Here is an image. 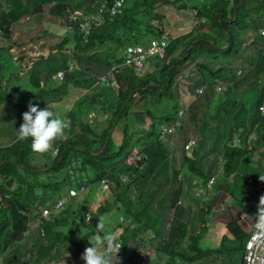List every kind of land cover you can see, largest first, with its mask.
Instances as JSON below:
<instances>
[{
  "label": "trees",
  "instance_id": "1",
  "mask_svg": "<svg viewBox=\"0 0 264 264\" xmlns=\"http://www.w3.org/2000/svg\"><path fill=\"white\" fill-rule=\"evenodd\" d=\"M104 1H0V28L3 30V35L0 34V106L5 107L11 102L18 107L9 123H0L2 137H12L8 127L21 125L13 124L12 121L16 119L22 122L23 113L28 111L30 104L40 102V108L43 109L57 99L58 95L55 93L46 92L47 85L55 81L59 70L64 69L67 72L65 81L61 84L60 91L63 94L56 104L70 99L74 93L82 95L86 89L92 88L112 65L120 64L123 60L120 49L131 42V39L140 41L143 36H138L139 34L159 36L169 29V25H166V29L154 28L152 25L153 19H159L161 25H164L165 15L160 14L158 8L169 0H129L123 14H104L100 26L93 25L94 29L87 39L79 26H74L73 31H67L62 38L54 36L48 28L53 24V20H64L63 17L72 9L85 8L86 14H89L96 12ZM188 1L192 3L191 8L197 9L194 16L199 20L200 26L194 32L196 35H191L190 32L175 37L176 34H173L166 58H158L155 65L149 63L144 73L124 68L119 77L122 84L114 113L104 132L95 137L91 135L93 125L90 113L98 109L100 98L95 92L96 95L89 96V92L83 96L76 95L71 100V103L76 102L77 108L71 113L73 121H70L68 128L65 127L63 137L53 143L54 146H60V156L56 160H52V155L48 152L34 153L30 147L31 139L18 140L17 131L14 132L16 141L13 144L12 140L9 146H0V201L3 202H0V264H38L40 260L48 258V254V259L52 258L61 264H84L81 256L88 245H91L89 237L92 234L96 235L95 242L101 241L98 246L101 252L104 251L107 238H113V250L116 251L120 264H157L130 253L133 245L142 248L144 243L148 242L161 256L170 250V244L166 243L164 238L155 239L152 236L153 221L150 224V233L144 229L139 231V226H144L138 217L143 209L134 211V207L139 206L138 203H132V207L131 204L124 205L127 208L123 207L120 190L126 189L130 183L121 184L123 181L120 177L127 175L131 181H136L141 177L153 175L168 158L170 151L164 144V139L160 138L161 127L175 124L178 118H181V95L177 83L178 78L186 72L183 67L188 62L202 59V62L197 64L200 68L198 71L194 69L191 76L185 75L191 80L190 92L195 94L196 90L205 84L213 89L210 108L207 107L203 123L198 125L200 138L197 140L196 136L192 138L186 133L184 139L185 146L191 139L198 142L193 150L195 159L187 155L185 159L195 164H191V172L198 175L199 183L207 185L212 173L218 171L219 156L224 160L222 172L226 176H231L238 169L239 151L237 148L228 149L225 139L232 138L236 132L244 136L258 131L254 148L256 145H262L261 154H264V116L259 109L263 99L257 100L255 109L245 122L248 124L242 127L239 126V123L242 124L241 118L232 115V103L227 102L232 79L236 80L234 90L239 92L241 88L235 87L243 84L242 81L256 82L261 85L259 90L264 96V0H253L255 3L249 0H200L197 4L193 0L171 2L180 8H188ZM201 19H207L209 24L202 23ZM64 21L61 27L66 29L68 25L67 21ZM168 23L175 22L172 23L168 19ZM204 26L211 33L204 31ZM24 27L29 29L23 31ZM196 39L199 41L189 49ZM2 41L6 43L3 44ZM226 44L227 46L222 47ZM249 48L253 52H250ZM217 64L221 65L216 67ZM238 70H241L240 74ZM218 80L229 83V89L223 92L228 93L227 97L222 99L225 95H221L220 98L224 101L223 105L220 100L214 105L216 96H220L216 91ZM12 82L15 86H11ZM59 88L57 86L56 89ZM41 96L46 97L40 98ZM142 101L146 110L145 118L151 120L149 128L137 130L138 135L141 134L138 141H133L130 133L125 132L123 140L119 141L115 150L112 128H117L126 121L134 105ZM9 109L14 111V108ZM63 110L56 106L52 112L61 118L66 116V110ZM223 111L228 114L225 115ZM214 114H217V117H214ZM229 116L232 118L229 119ZM257 121H261L263 126L257 127ZM141 122L144 124L145 119ZM225 129H229V135ZM135 147L141 152L142 168L125 163ZM101 149H104L103 152L96 156L94 153ZM114 152L116 153L113 154ZM246 153L253 155L254 151L248 149ZM116 156L119 160L114 165L111 163L102 167L105 161ZM206 160L210 162L207 167ZM94 168H97L95 173L92 171ZM257 174L258 172L256 176ZM106 175L117 177L116 188L103 191V187L96 184ZM111 184L114 185L115 182L112 181ZM74 188L82 191V194L78 197L72 196L70 190ZM200 188V185L195 187L194 202H199ZM115 190L118 192L115 193ZM62 198L67 199V202L61 209L55 210L56 204ZM101 199L102 204L93 210V205ZM138 199L141 201V198ZM256 199L261 200L258 196ZM106 200L110 202L107 203ZM74 202L77 203L76 208L73 206ZM190 203L188 205L183 201L177 205L184 207L186 219H183L180 225L174 226L173 237L177 246L171 250L170 257L176 263L170 261L168 264H179L178 261L180 264H192L207 252L202 249L199 237H204L210 230L208 218L213 211L208 206L203 209L199 207V203L196 204L197 207ZM80 206L82 208H78ZM143 206L151 210L160 209L154 200ZM249 206L253 207L251 204ZM119 209H123L127 215L124 216ZM112 210L117 212V215L113 218L114 221L109 222ZM253 210L249 208V212L253 213ZM45 211H49L51 215L48 220L43 217ZM88 214L91 215L90 222L87 219ZM30 216L39 217V220L43 221L41 230L44 234L37 235L33 239L34 244L23 242L24 233L30 229ZM99 222L102 227L98 230ZM154 223L156 226L155 221ZM89 225L91 229L75 240L74 235ZM227 226L235 233L236 239L242 242L247 238L232 221ZM160 229L154 232L155 235H159ZM228 238L225 234L223 242ZM181 243L182 248L179 249Z\"/></svg>",
  "mask_w": 264,
  "mask_h": 264
},
{
  "label": "rangeland",
  "instance_id": "2",
  "mask_svg": "<svg viewBox=\"0 0 264 264\" xmlns=\"http://www.w3.org/2000/svg\"><path fill=\"white\" fill-rule=\"evenodd\" d=\"M171 1H173V0H169V2L164 3L165 5H160L159 7H164L165 11L162 14L167 16L172 21V23L175 22L174 24H171V23L169 24V28L172 30V33L173 34H180V33L184 34L187 32H191V35H196L194 32H196V30H197L196 28L198 26H200V23L198 22L199 20L193 14L194 9H192L190 6H188V8H180V6L173 4ZM199 1L200 0H193V2L195 4H197ZM249 1L251 3H255V1H253V0H249ZM190 3H191V1H190ZM159 11H162V8L161 9L159 8ZM22 21L25 22V20H22ZM201 22L205 23V24H209V21L207 19H201ZM52 23L53 24L49 25V26L51 27L52 32H55L54 36L57 35L59 38H62L66 34L65 29L63 27H61V26H63L62 20L56 19V20H53ZM206 26H204L205 27L204 31L211 33L210 30L207 28L208 26L207 27ZM28 29L29 28H27V27L22 28L23 31H26ZM40 30H41V28H40ZM248 31H250V30H248ZM182 32H184V33H182ZM32 35H33V32L31 31L30 36H32ZM151 38H152V34H148L147 36H144L140 41H138L136 39H132L131 44L147 45ZM198 41H199V39H196L194 41V43L191 44V46H194V44L197 43ZM250 42H251V40L248 43H250ZM2 43L4 44L6 42L2 41ZM225 46H227V44L223 45L222 47H225ZM249 50H250V52H253V51H251L252 50L251 48H249ZM201 62H202L201 58L196 60V62H192V63L188 62L186 64V66L183 67V69H186V72L183 73L181 75V77L178 78L179 90H180V95H181L180 108L182 110H184V114L181 115V118H178L181 122V126H177L175 128V131L171 134H168L163 141L164 144L167 146V148L170 151L168 158L165 159L160 164V166L156 169V171L154 172L153 175L141 177L138 180H136L135 182L131 181V183L134 182V183H132V185L135 186L138 190L133 191V190H127V189H122V188L120 190L121 193H125V195H123V199H121V202H122V205L124 208H127L124 205L128 204L130 206V204H131V207H132V203H138L139 206L134 207V211L137 209H139V210L143 209L138 215L139 219L142 220V224L144 225V226H142V225L139 226L140 232H142L144 229V231L150 233L151 232L150 224L152 221H153L152 225H153V229H154L152 232H156L157 230H159L161 228V226L164 224V220H165L164 217L166 216V211H167L168 215L171 214V210H170L171 209V203L173 201H175L176 194L180 193V189H182L181 196H188L189 195L188 191H191L195 187L194 184H191V178L195 177V176L197 178L196 173L191 172V170H190V166L193 163V161H191V162L188 161L187 163L183 164V159H181V158H184L187 155V156L192 157V158L194 157V159H195V155L193 154L194 153L193 150L196 148V146L192 150H185L184 139H185L186 133H188L190 136H192V138L194 136H196L197 140L200 138V132L198 130V125L199 124L201 125L203 123V120H204L203 117H204V113H205L207 107L209 106V108H210V100L213 96V89L208 84H205L204 87L207 90L206 94L195 96L194 94H191L190 92H186L184 90V84L182 85V83H184L183 81H186L185 83H188L189 85L191 84L190 78H188V77L186 78L185 75L191 76V74H192L191 71H193L194 69H196V71H198L200 68L198 67L197 64L201 63ZM236 63H237V61H236ZM152 64L153 65L156 64V61L152 62ZM160 65H162V64H160ZM220 65L221 64H217L216 67H218ZM229 66H230V63H229ZM22 80L24 81L25 79L22 78ZM225 80L223 82L220 81L221 83L217 84L216 91L218 93H220V96L219 95L216 96V99L214 101V105H217L218 101L221 98V95H225V97H227L228 93H223V92L226 91L227 89H229L228 88L229 83L228 84L225 83ZM55 81L57 82V80H55ZM235 81H236L235 79H232L230 82L231 91L236 97H238V103L243 104L247 108V110L245 112H242L240 115H238L241 118V122L243 124L242 126H244L245 120L248 119L247 114L248 113L252 114V111L255 109V104H256L257 100L263 99V101H264V96L262 95L261 90H259L261 88V85L257 84L256 82L250 83V82H244V81H242L243 84H240V85L235 87V88H241L239 90V94L237 95L234 91ZM61 83L58 81V86L60 88L58 91H56V94H58L60 92V90L62 89ZM177 85H178V83H177ZM11 86H15V83L12 82ZM70 87H72V86H70ZM86 92H87V90H86ZM96 94L98 95V98H100L101 100H107L108 103H111L110 101L114 100L116 98V92L114 90H112L110 88V86H107V85L99 87L96 90ZM96 94L93 91H91L88 95L94 96ZM20 95H22V94H20ZM76 95L80 96L81 94L78 95V94L74 93L70 97V99H67L66 101H63V102L58 103V104L51 105L50 108H55L57 106V107H60L63 109H67L70 106L72 98H74ZM44 97H46V96H44ZM198 98H199V100L197 102H195ZM72 107H74V105ZM140 107L142 108V110L140 108L135 109V110L132 109L131 113L128 116H133L134 114H138L141 117L139 119L142 120V118L145 117V115H143V114H145L146 110H145L143 105ZM16 111H17V109L12 111V112H16ZM63 111H65V110H63ZM96 111H98V112L92 113L93 118H94L95 114L97 115V118L99 117L98 113L101 110L98 109ZM237 111H239V110L237 109ZM12 112H10V113H12ZM224 114L227 115L228 113L224 112ZM100 115H101V118L103 119L104 115L102 112L100 113ZM141 115H143V117ZM232 115L237 116L236 111H232ZM228 118L231 119L232 117L229 116ZM8 121L9 120H7L6 122L8 123ZM257 122H258L256 125L257 127L263 126V123L261 121H257ZM12 123L13 124H16V123L22 124L23 121L20 122L19 120L15 119L12 121ZM95 125L96 124H94V127H95ZM103 126H104V123H103ZM15 127L20 128V126H15ZM221 127H222V125H220V128ZM98 128H100V126H98ZM137 128L141 129L138 122H136V121L132 122L131 124L128 121L122 122L118 126V128H116L113 131L114 132L113 145H114L115 150H117V148H118L119 141L123 140L122 135H125V132L130 133V135L133 138V141H138V139L140 138V135H138ZM13 131H16V129L11 127V130L9 132L11 133ZM102 131H103V129H100V132H102ZM98 133H99V129H98ZM197 133H198V136H197ZM253 136L257 137L258 131L253 132ZM1 137L2 136L0 135V146H8L11 143V137L7 136V137H5V140H1ZM252 140H253V138L248 141L250 148L253 147ZM226 141H227L228 149L234 150L235 147L233 144L229 143V139H226ZM53 148H54V146H53ZM138 151L139 150L137 149L134 152H138ZM254 156H255L254 160L257 164L256 163H253V164L245 163V166L238 169V175L234 177L235 181L237 182V190L235 193V190L231 189L230 193L232 195H234V193H235V196L234 197L232 196V197L234 200L237 201L236 206L238 208H239L238 203H240L241 206L244 207V205L248 202L249 198L246 197L247 193L254 192L257 188V186L246 184L245 179L243 178V175L250 174L252 172V169L254 167H258L259 165H261L262 169L264 170V156L259 151H257L254 154ZM248 157H249L248 155L245 156L246 159H248ZM211 158L212 157H210V159ZM56 159L57 158L55 156H52V160H56ZM180 159H181L182 165L180 163ZM117 160H118V158H113L112 160H107L104 162V165L102 167H106L108 164L114 163ZM96 170H97V168L92 169L93 172H96ZM176 170H178V171H176ZM215 175L217 177V182L214 185L213 189H211L212 193H216L219 190V184L224 182L226 180V178H231L233 176V174H232L230 177H228L221 170L216 171ZM96 184L99 187H101V185L99 183H96ZM200 185H202V184H200ZM146 186H148V188H146ZM259 188L261 189V192H264V190H262V188H264L263 182H261L259 184ZM130 189H131V187H130ZM166 189H168L169 192L165 196V198L163 199L162 195ZM138 191H140V192H138ZM71 192H72V195H77V191L71 190ZM114 192L116 193L118 191L115 190ZM231 194H227L225 191L222 192L221 198H220V196H218L217 200H219V198H220V200L216 203V207L217 208H220V207L225 208L226 207L228 209H233V211L231 210V211H229V213L233 216L234 219H236L235 216L237 215L238 210L234 206H227L225 203L226 198L231 197ZM110 198H112V196H110ZM138 198H141L142 204ZM112 200H113V198H112ZM153 200L157 204H159L160 209L156 208V209L151 210L150 208L143 206V204H146L149 201L153 202ZM108 201L110 202V200H106L107 203H108ZM0 202L3 203L2 201H0ZM101 204H102V199L97 201L96 204L93 205V207H92L93 210H96ZM175 204L178 205L177 202ZM73 206L76 208L77 203L74 202ZM259 206L260 205L256 204V206H255L256 212H258ZM78 208H82V207L80 206ZM226 208L224 209V211L226 210ZM120 211L124 214V216L127 215L123 211V209ZM46 212L47 211L44 212L45 215L47 214ZM112 215H113V217L110 218L109 222L114 221L113 218L117 215V212L112 211ZM30 218H31V221H30L31 224H29L30 229H32L33 231L34 230H40V226H41L42 221L39 220V217L30 216ZM229 220H231V217L229 218ZM90 221L91 220H89V222ZM154 221L156 222V226L154 225L155 224ZM96 222L97 221H94V223H96ZM236 223H237V221H236ZM110 224L111 223H108V225H110ZM219 225H220V227H219ZM219 225L210 226V232L208 231L204 237H199V239H200L199 241H200V244L202 246V249L207 250V252H204L205 253L204 257L200 258L199 260H197L195 262H192V264H221L219 258H220V252L222 250H223V253L225 254V256L227 257V264H242L241 260L243 257V251L241 250V247H240L241 241L239 239H236L235 233H231V232L228 233V237L230 239H233V240H227L226 245L218 246V248H214V249L210 248V246L213 242H215L217 245H219L220 239L224 235L222 232V229L224 227H226L227 223L223 221V222H220ZM251 226L252 225H249V223H246V226H245L246 228L244 229V232L247 233V231H249L251 229ZM113 228L114 227H112V229ZM89 229H91L90 225L84 226L83 230L80 233L74 235V239L75 240L78 239L81 235L85 234L86 230H89ZM227 231H228V229H227ZM251 232H253V231L251 230ZM162 233L164 235V238L168 237L170 230L167 227H165ZM90 238L93 242H95L97 239L95 234H92L90 236ZM202 240H203V242H201ZM89 242H90V240H89ZM100 244H101V241L98 242V246ZM233 245H235L236 247L235 248L232 247ZM88 247H91V245L89 244ZM181 248H182V243H181L179 249H181ZM186 249H189V248H186ZM189 251L191 253V249ZM115 253L116 252H114V250H113V252H112V264H120ZM130 253H135L139 257L145 258L148 262H155L157 264H166V262L169 259L168 255L159 256V254L155 251L154 247L148 242L144 243L142 248L135 247L133 245L131 250H130ZM54 263L55 262L52 259L47 264H54Z\"/></svg>",
  "mask_w": 264,
  "mask_h": 264
},
{
  "label": "clouds",
  "instance_id": "3",
  "mask_svg": "<svg viewBox=\"0 0 264 264\" xmlns=\"http://www.w3.org/2000/svg\"><path fill=\"white\" fill-rule=\"evenodd\" d=\"M3 1V0H0ZM129 0H112V2H109L108 0H105L104 2H102L98 8V10L96 12H90L89 14H86V9L85 8H75L70 10L68 13H66V15L63 17L62 20L64 22L67 23L68 27L65 29L66 33L67 31H73V29L75 28L74 26H79L80 30L84 33V37L87 39V37L90 35V33L92 32V30L94 29V26H100V24L102 23V18L104 17V14H110L111 16H117L120 14L124 13V8L127 5ZM188 6H190V1H188ZM160 9L162 8V11H160V14L163 13L165 11V9L163 7H159ZM158 8V10H159ZM194 9V13L197 14V9L196 8H192ZM193 13V14H194ZM163 15V14H162ZM168 17L165 16L164 19V25H161V22L159 19H153L152 20V25L154 28H159V27H163L164 29H166V25H169L170 23H168ZM73 23H76L75 25ZM52 25V24H51ZM94 25V26H93ZM51 29V27H48ZM52 30V29H51ZM154 31V30H153ZM52 32V31H51ZM155 32V31H154ZM185 32V31H184ZM182 32V33H184ZM264 32V31H263ZM55 33V32H53ZM53 33H51L53 35ZM190 32L184 33V34H176L175 37H179V36H183L186 35ZM0 34L3 35V30L0 28ZM66 35V34H65ZM148 33H144V34H139L138 36H147ZM173 37V33L172 30L169 28L167 32L156 36L152 34V38L149 40L147 45H142V44H131L132 43V39L131 42H129L127 45H124L121 49H120V53L123 57L122 62L119 64H114L110 67L109 71L104 74L101 75L98 79V81L96 82L95 85H93L92 88L90 89H86L85 92L80 95H87V93L93 91L96 93V90L104 85L110 86V88L112 90H114L116 92V98L114 100H111V103H108L107 100H101L100 99V106H98V109H100L101 111L99 113H103V115H107L106 118L102 119L101 116L98 117V126H100V128H98L97 125H95V119L97 118V115H94V118L92 116V113H90V118H91V123L93 125V133L91 134L93 137H95V135H100L102 132L105 131V129H107V127L110 125V120L111 117L114 113V108L116 106V100L118 97V93H119V89L121 87V82L119 81V77L122 74L124 68H128V69H132L135 70L136 73H144L147 70L148 64L152 63V61H157L158 58L164 59L167 56V49L170 46L171 40L170 37ZM64 37V36H63ZM159 43L160 45H162L163 42H166V46L164 48V52L163 54L161 53H149V51L152 49L153 43ZM191 46V45H190ZM143 48L145 50L146 54V58L143 60V65L142 67H138L136 65L130 66L127 61L130 58V54H129V48ZM193 46H191L189 49H191ZM155 65V64H154ZM66 70L62 69L59 70L56 74L55 80L53 81L51 84H48V90L46 92V94H49L51 92L56 94V91H58L56 88L58 86V81L61 83H63L65 81V76H66ZM241 73V70H238V74ZM221 80H218L217 84H220ZM184 83H182V85L184 84V90L186 92H190L189 89V84L185 83L186 81H183ZM223 82V81H222ZM61 83V84H62ZM179 84V82H178ZM216 84V87H217ZM235 93L238 95L239 92L234 90ZM137 92V90H136ZM207 92L206 88L204 86L199 87L196 92H195V96L196 95H205ZM191 93V92H190ZM63 92L60 91L58 94L57 99L54 102H51L49 104V106L41 109L40 108V102H35L32 105H29L28 111L23 113V123L20 125L19 127H15L14 126H6L8 127L9 130H11L12 128H15L17 131V139L18 140H26V139H31V149L34 153L36 154H44L46 152L50 153L49 155L55 156L56 158H58L60 156V146H54L53 143L58 139L63 137L64 133H65V127L68 126V124L70 123V121L72 120L71 117V113L77 108L76 107V102H72L70 103V106L66 110V116L65 117H57L54 115V113L52 112V110L54 108H50L51 105H54L57 103V101L61 98ZM192 94V93H191ZM44 96H41L40 98H43ZM132 96L129 97V99H131ZM226 97L224 96L222 99H225ZM128 99V100H129ZM142 99V98H141ZM199 100V98L195 101L197 102ZM230 100V101H228ZM228 100L227 102L232 103V106L230 107V109H235L233 111H236L237 116L240 115L242 112H245L247 110V108L243 105V104H239L238 103V97H236L231 89L229 91V95H228ZM215 101V100H214ZM223 100L220 99V103H222L223 105ZM235 103V104H234ZM74 105V107H72ZM144 106L143 101L142 102H138L136 105H134V107L132 109H138L140 108L142 110V108L140 106ZM239 105V106H238ZM14 108V110H16L18 107H16L15 105H13L11 102L7 105V106H0V123H5L7 124V120H11V117L13 115L12 110H10L9 108ZM97 109V110H98ZM131 109V111H132ZM237 109L239 111H237ZM260 111L261 114L264 116V101H262V105L260 106ZM12 112V113H10ZM17 112V111H16ZM98 111H94V113H96ZM131 113V112H130ZM8 114V115H7ZM184 114V110H182L181 115ZM7 115V117H6ZM129 115V114H128ZM145 115V114H143ZM143 115H141L143 117ZM248 117L251 116V113L247 114ZM17 116V115H16ZM214 117H217V114H214ZM139 118H141L138 114H134L133 116H127V120L128 122H130V124L134 121L138 122L139 126L141 127V129L145 130L148 129L150 124H151V120L148 117H143L142 120H140ZM143 119H145V123L141 124L143 121ZM8 121V123H9ZM104 123V126H103ZM177 126H181V122L180 120H178L175 124H170V125H163L161 127V135L160 138L163 140L166 138V136L168 134H171L175 131V128ZM200 126V124H199ZM69 127V126H68ZM67 127V128H68ZM131 127V126H130ZM118 128V127H117ZM98 129H99V133H98ZM100 129H103L102 132H100ZM115 126L112 128V138L114 137V130H115ZM131 129V128H130ZM165 129H170L171 131L169 132H165L164 134V130ZM138 130V128H137ZM13 131L12 133L16 132ZM141 135V134H140ZM123 136V135H122ZM252 139L251 138V134L249 133L248 135H240L237 132L235 133V135L232 138H229V143L233 144L235 148H237V150L239 151V167L238 169L242 168L243 166H245V163L247 164H253L256 163L254 160V154L256 153V150L253 147L250 148L248 141ZM253 144H254V139L252 140ZM14 142H12L13 144ZM11 144V143H10ZM9 144V145H10ZM198 144L197 140L195 139H191L187 145L185 146L186 150H192L196 145ZM8 145V146H9ZM54 146V148H53ZM52 147V148H51ZM239 148V149H238ZM254 148V149H253ZM138 148L135 147L133 148L132 152L130 155H128V157L125 160V163L131 166H140V168H142L143 166L140 164V161L142 160V155L140 150L138 152H134L135 150H137ZM252 150L254 151V154H245V152L247 150ZM104 149H101L98 152H95L94 154L96 156L100 155L103 152ZM102 151V152H101ZM101 152V153H99ZM99 153V154H97ZM116 152H114L113 154H115ZM248 155V159L245 158V156ZM264 156V154H262ZM63 156H61L62 158ZM189 157V156H187ZM117 158V156L115 157ZM186 158V156L184 157ZM183 158V164L187 163L188 160ZM192 158V157H191ZM119 160V159H118ZM117 160V161H118ZM218 171L221 170L223 168V164H224V160L222 158V156H219L218 159ZM115 163V162H114ZM114 163L112 165H114ZM181 163V160H180ZM111 164V163H110ZM257 164V163H256ZM109 165V164H108ZM182 165V163H181ZM180 165V166H181ZM195 165V164H192ZM191 167V166H190ZM238 169L235 171V173L233 174V176H237L238 175ZM178 171V170H176ZM256 172H258L257 176H256ZM95 173V172H94ZM243 178L245 179L246 184L249 185H253V186H257L256 190L254 192H249L247 193L246 197L249 198L248 202L244 205V207L241 206L240 203L239 204V209H238V213L235 216L236 219L233 218V216L230 213H227L229 218L231 217V220H229V222H233L235 223L240 230L242 231L243 234L247 235V238H244L243 241L240 244L241 250L243 251V257L241 260L242 264H247V260H246V256H247V244L248 241L250 239V237L254 234L253 232H251L253 225L258 221V222H264V192H261V189L259 188V184L261 182L264 183V170L262 169L261 165H259L258 167H254L252 169V172L250 174H245L243 175ZM85 179V177H84ZM115 179H117L116 176L113 175H106L104 176L102 179H100V181L98 182L101 187H103V190L106 191L109 188H116V181ZM120 179L123 181L121 182V184H127L130 183L126 189L127 190H138L135 186L132 185L131 183V178L127 175H122L120 177ZM81 180V179H80ZM114 181L115 184L112 185L111 182ZM217 182V177L215 175V173H212V176L210 177V180L207 182V185H200V192H201V196L207 195L212 193L211 189H213L214 185ZM131 187V189H130ZM129 188V189H128ZM71 190L77 191V195H72ZM70 190V194L74 197H78L79 195L82 194V191H78L77 188L71 189ZM262 190H264V188H262ZM260 191V192H259ZM140 192V191H138ZM209 192V193H208ZM229 194V193H227ZM231 194V193H230ZM125 195V193H122L121 196ZM256 196H258L261 200L258 201L256 199ZM232 197V194H231ZM201 200H203L202 197H200ZM60 201H63V205H65V203L67 202V199H60ZM58 201V203L60 202ZM142 202V200H141ZM236 204V200L234 201ZM58 203L55 206V210H59L63 207L60 206L58 207ZM177 204H182V202H177ZM252 205L253 207H251L252 209H254V207L256 206V204L260 205L259 206V210L258 212H256V210H253V213L249 212V205ZM207 207V206H206ZM209 207V206H208ZM212 209V211L218 210V209H224L223 207L217 208L216 204L210 207ZM113 211V210H112ZM112 211L109 214V217H113L112 215ZM49 212V211H48ZM89 216V217H88ZM88 221L91 220V215L88 214ZM44 219L48 220L51 215L49 214H44ZM120 221V220H119ZM237 221V223H236ZM43 222V221H42ZM246 223H249V225L251 226V229L249 231L244 232V229L246 228ZM30 224V223H29ZM229 223H227L228 225ZM226 225V227H228ZM102 227V225L99 222L98 225V230L99 228ZM112 228V227H111ZM111 228H109V231L111 230ZM228 229V228H227ZM40 232L42 236L44 234V231L41 230V226H40ZM210 232V230H209ZM233 233L232 231H230L228 229V231L224 232V235H228V233ZM27 232L24 233V236H26ZM224 235L222 236V238L220 239V244L217 245L215 242H213L210 246V248H218V246H223L226 245V241L223 242L224 240ZM90 243H91V247H88L85 249L84 253L81 256V259L84 261V264H112V252H113V238L112 237H108L106 240V243L104 245V251L101 252L99 250L98 247V242H93L91 240V238L89 237ZM228 240H233L228 238ZM120 247V245L118 246ZM232 247H236L235 245H233ZM114 252H116L114 250ZM221 264H227V257L225 256V254L223 253V250L220 252V258H219ZM178 263L180 264V261H178Z\"/></svg>",
  "mask_w": 264,
  "mask_h": 264
},
{
  "label": "crops",
  "instance_id": "4",
  "mask_svg": "<svg viewBox=\"0 0 264 264\" xmlns=\"http://www.w3.org/2000/svg\"><path fill=\"white\" fill-rule=\"evenodd\" d=\"M98 114H99V116H101L100 113H98ZM106 117H107V115L104 116V118H106ZM246 120H245V122H246ZM94 122L98 126V124H99L98 123L99 122L98 121V118H96ZM247 124L248 123H245L244 125L246 126ZM242 125L243 124L240 125V123H239V126L240 127ZM250 127H251V124H250ZM225 131H226L227 135H229V129H225ZM11 135H12L11 141L13 140L12 142H15L16 141V139H15L16 136L14 137V133H12V132H11ZM251 138L254 139V143L258 139L257 137H254L253 136V133L251 134ZM225 139H229V137H226ZM1 140H5V137H1ZM253 146H255V145L253 144ZM261 147H262V145L261 146L256 145V148H255L256 152L257 151L262 152V150L260 149ZM263 148H264V146H263ZM181 159H183V158H181ZM209 164H210V162L206 160V162H205L206 167ZM190 170H192L191 167H190ZM191 180H193V182H191V184H194L195 187L200 185L199 180H198V177L197 178H196V176L195 177H192ZM195 187L191 191H188V194H189L188 196H181L182 189H180V193L179 194H176L175 193L176 194V199H175V201H173L171 203V209H170L171 210V214L168 215L167 214V211H166V216L164 217V219H165L164 220V224L161 226L162 229H160L159 235H158V233L155 235L154 232L152 234V236H154L155 239L157 237H159V238L161 237L163 239L164 238V235H163L162 232H163L164 228L167 227L170 230V233L168 234V237H165L164 238L165 239V242L166 243L168 242L170 244V250L166 254H164V255H168L169 256V259L166 262V264H168L170 261H172V263H176L175 260L173 261L171 259V257H170L171 252L177 246V243H176V241H175V239L173 237V235L175 233L174 226L180 225V222L181 221H184L183 219H186L185 218L186 211H185L184 207L177 206L175 203L176 202H183L184 201V203L187 202L188 205L191 204L190 202L194 203L195 205L197 203H199V207H202L203 209H205L206 206L211 207V206L215 205L220 200L221 193L222 192L225 191L226 193H229L230 194L231 189H234L235 190V193H236V190H237V182L235 181L234 176H232L231 178H226V180L224 182H222V183L219 184V190L216 193H210V194L201 196L203 198V200L199 199V202H194V199H193V196H195V194H194ZM146 188H148V186H146ZM168 192H169V190L166 189L165 192L163 193L162 197L165 198V196L168 194ZM235 193H234V195H232L233 197L235 196ZM218 196H220L219 200H217L218 199ZM233 197L226 198L225 203H226L227 206H234L238 210L239 208L236 206V204L234 202L235 200L233 199ZM196 207H197V205H196ZM224 209L223 210L222 209L215 210V211H213V213L210 214V216H209L208 219L210 221V225L211 226H217V225H219L220 222H223V221L226 222V223H229V221H228L229 220V216H227L228 215L227 213H229V211H231V210L233 211V209L226 208L225 211H224ZM254 209L256 210V207H254ZM219 227H220V225H219ZM226 231H227V228L224 227L222 229L223 234ZM39 234L41 235L40 230H34L33 231L32 229H29L27 231V234H26L25 239L23 240V242H25L27 244H34V240L33 239L37 235H39ZM183 246H185V244H183ZM35 255L37 256V253ZM49 256H50V254H48V258H49ZM48 258L40 260L38 262V264H47L50 260H52V258H50V259H48ZM53 261L55 262L54 264H61V262H56L55 260H53Z\"/></svg>",
  "mask_w": 264,
  "mask_h": 264
},
{
  "label": "built area",
  "instance_id": "5",
  "mask_svg": "<svg viewBox=\"0 0 264 264\" xmlns=\"http://www.w3.org/2000/svg\"><path fill=\"white\" fill-rule=\"evenodd\" d=\"M166 42H163L162 45L159 43H153L152 49L149 53H161L163 54ZM130 58L127 63L130 66L136 65L142 67L143 60L146 58V52L143 48H129ZM171 131L170 129H165V132ZM63 205V201L58 203V207ZM47 214L48 211L46 212ZM253 235L250 237L247 244V264H264V222H256L252 228Z\"/></svg>",
  "mask_w": 264,
  "mask_h": 264
},
{
  "label": "water",
  "instance_id": "6",
  "mask_svg": "<svg viewBox=\"0 0 264 264\" xmlns=\"http://www.w3.org/2000/svg\"><path fill=\"white\" fill-rule=\"evenodd\" d=\"M102 152V151H101ZM101 152H99V153H101ZM99 153H97V154H99Z\"/></svg>",
  "mask_w": 264,
  "mask_h": 264
}]
</instances>
